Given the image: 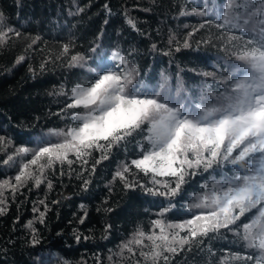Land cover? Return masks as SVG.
<instances>
[{"label":"snow or ice","instance_id":"1","mask_svg":"<svg viewBox=\"0 0 264 264\" xmlns=\"http://www.w3.org/2000/svg\"><path fill=\"white\" fill-rule=\"evenodd\" d=\"M104 7L108 9L107 4ZM180 14H195L203 19L186 33L183 41H175V51L179 52L181 47L198 50L202 44L218 47L232 63L198 72L197 75L214 83L205 80L197 96L190 94L179 80L175 89L166 90L163 83L150 87L139 78L137 65L129 59L131 53L126 55L116 49L108 56L104 47L110 46L93 42L88 51L95 57L80 52L69 56L73 44L71 41L63 44L56 59L68 56V67L86 68L91 75L85 78V83H78L70 93H65L69 99L61 112L83 111L68 113L74 123L66 129L49 130L56 141L39 138L35 147L20 145L6 154L2 163L9 167L18 163L19 167L11 180L0 182V214L6 210V190L14 197L29 181L35 187L47 181L51 190L52 181L46 173L56 165H60V175H64L63 165L67 164L72 171V165L79 163L81 171L77 178L82 179L81 188L87 191L91 179L84 177L83 172L94 175L97 166L110 159L114 148L127 152L134 139L138 156L130 163L125 157L109 183L119 180L125 191L139 189L168 203L157 211L150 231L138 226L132 238L120 245V251L114 254L120 260L114 264H123L125 252L132 264H172L176 256L194 249L203 252L206 248L209 255H215L205 241L223 237L222 229L231 232L248 251L231 253L221 258L220 264H230L231 260L264 264V0H221L214 12L205 3L193 6L190 12L182 9ZM127 22L136 29L130 18ZM213 25L219 31L192 42L197 32ZM13 36L27 41L25 51L41 39L6 25L0 13V47L7 45ZM174 39L169 37L170 45ZM152 49H156L155 44ZM25 59L20 55L15 63ZM107 59L115 63L109 66ZM89 60L94 66L89 65ZM47 63L46 58L40 65L41 71ZM29 71L35 74L36 70L30 66ZM161 75L167 81L168 77ZM215 82L222 85V90ZM11 144L10 138L0 136V151L6 153ZM201 169L219 171L220 179L213 177L211 184L201 185L202 191L186 206L191 214L188 218L170 220L168 214L179 204L176 198L182 195L186 178L200 174ZM141 173L148 177L147 181L141 179ZM39 203L45 208L38 217L43 223L48 206L44 201ZM84 209L81 205L84 215L79 218L80 224L87 218ZM33 211L39 209L34 207ZM247 213L252 215L246 217ZM27 227L31 229L30 243L40 244L31 221ZM111 228V224H106L105 234ZM73 234L79 242L81 234L76 229ZM137 256L138 259H133ZM108 259L111 261L113 257ZM64 264H68L67 260Z\"/></svg>","mask_w":264,"mask_h":264},{"label":"trees","instance_id":"2","mask_svg":"<svg viewBox=\"0 0 264 264\" xmlns=\"http://www.w3.org/2000/svg\"><path fill=\"white\" fill-rule=\"evenodd\" d=\"M205 3L214 12L220 7L221 0H0V13H3L6 25L25 35L41 37L28 51H25L27 41L14 36L7 45L0 47V136L12 141L6 153L0 151V182L11 180L19 167L18 163L11 167L4 165L2 160L6 154H11L20 145L35 147L39 138L56 141V136L49 135V130L66 129L74 123L68 113L83 111L61 112L69 99L65 93H70L76 84L85 83V78L91 75L86 68L68 67V56L56 59L61 46L69 41L73 44L69 56L80 52L95 57L88 51L93 42L102 47L110 46L104 47L108 56L116 49L126 55L131 53L129 59L137 65L139 78L150 87L163 83L166 90L175 89L179 80L190 94L198 96L205 80L214 83L197 73L232 63L218 47L202 44L198 50L182 47L179 52L174 50L175 41H183L186 33L203 19L195 14L181 15V10L190 12L193 6L201 7ZM129 18L138 30L127 22ZM217 31L214 25L201 29L192 37V42ZM170 36L175 38L172 45L169 44ZM170 49V54L164 55ZM20 55L26 59L17 64L15 61ZM46 58L49 63L41 71L40 65ZM105 62L109 66L115 63L111 59ZM88 63L94 66L92 60ZM30 66L36 70L35 74L29 71ZM162 73L168 77L167 81ZM215 83L222 90V85ZM138 154L134 139L127 152L114 148L110 159L99 164L94 175L83 172L84 177L91 179L87 191L82 190V179L77 178L81 171L79 163L72 165V171L67 164L63 165L64 175H60V165L48 171L46 176L52 181L51 190L47 188V181L39 187L29 181L14 197L6 190V210L0 214V264H64L65 260L68 264H114L120 260L114 255L120 251V245L132 238L138 226L150 231L157 211L168 203L162 197L145 195L139 189L125 191L119 180L109 183L117 165L125 157L130 163ZM93 156H99V153H93ZM16 159L19 161V157ZM91 163L89 158V166ZM229 167L224 171L227 172ZM140 176L147 181L148 177L142 173ZM213 177L219 180V171L203 172L201 169L200 174L187 177L182 195L176 198L179 204L168 218L174 221L188 218L191 214L187 204L202 191V184L212 183ZM56 200L59 203H53ZM40 201L48 206L43 223L38 219L40 212L45 211ZM81 205L87 211L83 224L78 222L84 215ZM34 207L39 211L34 212ZM108 207L113 210L105 212ZM251 215L247 213L246 217ZM30 221L40 236L41 242L36 246L30 243L31 229L27 227ZM106 224L112 225L107 234L104 232ZM73 229L81 234L79 242ZM221 232L223 237L205 241L215 255H209L206 248L203 252L194 249L176 256L172 264H220L221 258L231 253L248 251L227 229ZM109 256L113 260L110 261ZM128 256L125 252L123 264H132ZM230 264L243 262L231 260Z\"/></svg>","mask_w":264,"mask_h":264}]
</instances>
